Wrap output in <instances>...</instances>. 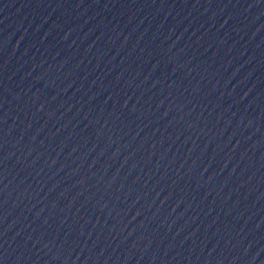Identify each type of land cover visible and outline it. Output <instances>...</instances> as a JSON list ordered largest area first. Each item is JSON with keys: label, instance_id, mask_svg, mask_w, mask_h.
I'll use <instances>...</instances> for the list:
<instances>
[{"label": "water", "instance_id": "1", "mask_svg": "<svg viewBox=\"0 0 264 264\" xmlns=\"http://www.w3.org/2000/svg\"><path fill=\"white\" fill-rule=\"evenodd\" d=\"M0 264H264V0H0Z\"/></svg>", "mask_w": 264, "mask_h": 264}]
</instances>
